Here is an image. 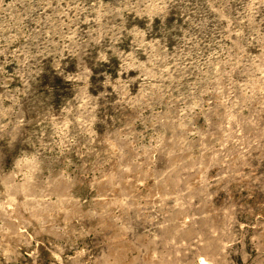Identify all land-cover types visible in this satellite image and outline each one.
<instances>
[{
    "label": "rangeland",
    "instance_id": "1",
    "mask_svg": "<svg viewBox=\"0 0 264 264\" xmlns=\"http://www.w3.org/2000/svg\"><path fill=\"white\" fill-rule=\"evenodd\" d=\"M0 264H264V0H0Z\"/></svg>",
    "mask_w": 264,
    "mask_h": 264
}]
</instances>
